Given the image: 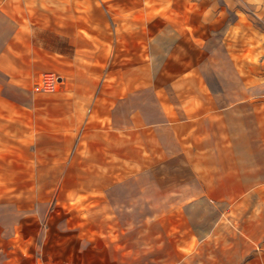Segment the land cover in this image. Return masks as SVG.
<instances>
[{
	"label": "crops",
	"instance_id": "crops-1",
	"mask_svg": "<svg viewBox=\"0 0 264 264\" xmlns=\"http://www.w3.org/2000/svg\"><path fill=\"white\" fill-rule=\"evenodd\" d=\"M81 1L0 0V153L17 165L19 144L69 138L56 189L70 177L120 178L121 190L132 192L127 208L146 210L138 224L167 221L168 235L176 222L185 224L184 245L174 251L179 262L264 264V90L239 70L226 82L214 74L213 90L192 67L171 73L169 93L156 75L142 86L152 61L142 49L155 31L108 26L102 2L113 8L115 0ZM175 61L168 55L162 63ZM49 76L59 88L40 87ZM28 166L23 178L32 176ZM5 167L0 177L21 176ZM197 203L218 209L201 228L184 216ZM177 211L182 218L172 222Z\"/></svg>",
	"mask_w": 264,
	"mask_h": 264
},
{
	"label": "rangeland",
	"instance_id": "rangeland-1",
	"mask_svg": "<svg viewBox=\"0 0 264 264\" xmlns=\"http://www.w3.org/2000/svg\"><path fill=\"white\" fill-rule=\"evenodd\" d=\"M88 3L81 1V5ZM114 3L117 7L112 8L111 2H102L110 15L105 16L108 26L127 30L148 25L149 30L155 31L152 36L149 34V43L142 49L152 60L145 66L142 86L151 83L156 75L159 85L169 93L166 80L171 73L192 67L213 90L218 86L214 74L223 76L226 82L228 76L239 71L264 90V0ZM130 6L134 7L131 13L121 14L123 7L124 10ZM57 9L61 12L62 6ZM43 26L50 30L51 20ZM96 34L100 39L109 38L108 33ZM46 35L56 45L50 33ZM129 48V62L134 64L132 57L137 49ZM168 55L175 58V65L162 63ZM137 77L134 75L132 82ZM59 85L55 84V88ZM20 98L24 99L18 95ZM70 142L69 138L45 135L33 145L19 144L17 165L0 153V165L7 168L4 172L21 175L0 177V264H184L174 251L184 245L185 224L176 222L173 227L180 231L176 229L172 235H168L167 221L138 224L146 210L127 208L132 192L121 190L120 178L70 177L65 188L56 189L60 169L57 165L64 163L58 159L68 157ZM2 148L0 145V152H4ZM28 164L33 165L32 176L23 178L30 172ZM74 182L78 184L77 191H67L72 190ZM217 210L197 203L186 209L184 216L190 219V226L201 228L206 225L202 226L200 220L217 216ZM182 215L177 211L169 216L174 222L175 217ZM193 244L194 249L201 248L200 241ZM191 261L196 264L200 258L192 257Z\"/></svg>",
	"mask_w": 264,
	"mask_h": 264
},
{
	"label": "built area",
	"instance_id": "built-area-1",
	"mask_svg": "<svg viewBox=\"0 0 264 264\" xmlns=\"http://www.w3.org/2000/svg\"><path fill=\"white\" fill-rule=\"evenodd\" d=\"M55 84H58V80L56 78H52V77H48V78H44L41 82H40V87L41 88H55ZM45 88V89H46Z\"/></svg>",
	"mask_w": 264,
	"mask_h": 264
}]
</instances>
